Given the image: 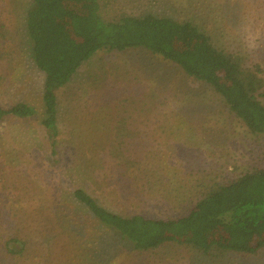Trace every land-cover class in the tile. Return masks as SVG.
<instances>
[{
	"label": "rangeland",
	"instance_id": "rangeland-1",
	"mask_svg": "<svg viewBox=\"0 0 264 264\" xmlns=\"http://www.w3.org/2000/svg\"><path fill=\"white\" fill-rule=\"evenodd\" d=\"M95 12L94 18L102 22H119L132 13L191 19L206 28L217 47L240 56L247 68H264V0H97ZM102 53H95L78 69L79 77L75 76L82 86H69L78 95L80 89H96L95 97L90 92L86 95L92 100L77 103L88 111V117L83 111L71 117V121L79 122L87 118L82 129L70 123L69 91L60 94L54 146L38 117H6L0 125V210L15 207L36 211L37 216L42 215V224L45 218L59 216V210L69 217L74 211L73 215L80 218L76 220L79 226L71 222L59 240L66 241L52 246L53 251L58 252L60 245L70 251L62 260L64 264H117L116 258L124 256L114 232L97 225L87 210L69 198L81 188L102 205L118 204L126 199L123 190L132 184L128 177L123 178L117 169L107 165L109 161L106 166L93 159L86 143L95 152L105 153L110 147L136 154L125 166L135 161L142 167L148 165L145 172L154 178L146 187L144 202L133 197L122 200V208H111L153 218L177 216L215 183L228 180L233 169L242 172L258 161L264 163V135L251 136L210 87L201 84L190 90L187 77L179 68L165 66L158 58L151 61L140 51L118 54V67L108 60L105 66L97 65L95 59ZM15 62V66L0 69L1 105L27 102L40 111L44 75L30 62L29 54L21 52ZM136 63H153L157 69L149 67L154 77L151 82L164 84L165 89H160L175 100L166 101L164 97L154 101L143 96L128 101L119 91L122 67L127 66L125 73L130 72ZM116 137H123V142ZM82 138H89V142L80 143ZM54 191L68 197V208L55 207L51 198ZM39 199L48 205L46 213L40 210L42 207L35 210ZM45 228L43 224L41 229ZM109 245L108 255L116 256L104 262ZM174 252L169 251L168 264H187L183 259L190 264L196 259L192 251ZM238 260L242 264H264V254Z\"/></svg>",
	"mask_w": 264,
	"mask_h": 264
},
{
	"label": "trees",
	"instance_id": "trees-1",
	"mask_svg": "<svg viewBox=\"0 0 264 264\" xmlns=\"http://www.w3.org/2000/svg\"><path fill=\"white\" fill-rule=\"evenodd\" d=\"M96 1L0 0V69L15 66L17 57L23 52L29 54L30 62L44 75L39 94L42 98L40 111L27 102L7 106L0 103V125L6 117H38L54 146L62 93L70 92L69 119L78 129H82V122L87 118L79 122L71 121V117L82 111L88 117V111L77 103L92 100L86 97L88 92L95 97L93 87L80 89L79 95L69 87L82 86V81L77 83L79 76L76 74L81 65L102 51L95 59L97 65L105 66L111 61L118 67V54L140 51L151 61L158 58L165 66L171 64L179 68L187 77L190 90H196L201 84L210 87L251 136L264 135V68L258 65L247 68L240 56L217 47L206 28L194 20L132 13L119 22H102L94 18ZM136 64L126 73L128 67H122L119 91L128 101L143 96L154 101L164 97L166 101L175 100L172 94L161 90L165 89L164 84L151 82L154 77L149 67L157 69L153 63L149 66ZM116 138L119 142L124 140ZM86 142L89 138L80 141ZM86 144L93 159L102 165L109 161L107 165H112L120 176L132 182L123 190L126 199L109 206L102 205L81 188L69 195L74 203L88 211L97 225L114 232V240L124 254L116 258L117 264H168V253L175 249L194 252L196 259L190 264H224L231 259L234 260L227 264H242L238 259L264 254V163L258 161L242 172L233 169L228 180L215 183L177 216L153 218L111 208H122V200L136 198L139 203L144 202L146 187L151 185L150 178H154L149 171L145 172L148 165L142 167L135 161L125 166L124 163L136 154L121 153L120 148L110 147L107 152L100 153ZM57 192L51 196L55 207L68 208V197L59 196ZM36 203L35 210L42 207L40 210L45 212L49 209L45 208L48 206L45 200L39 199ZM35 212L15 207L0 210V264H64L62 260L70 251L60 245L58 252H54L52 246L64 243L66 240L59 241L61 233L80 218L73 215L74 211L69 217L59 210V216L45 218L44 230L41 229L42 215L37 216ZM111 245L102 258L104 262L116 256L108 255ZM115 249L114 254H117ZM183 260L188 264L187 259Z\"/></svg>",
	"mask_w": 264,
	"mask_h": 264
}]
</instances>
